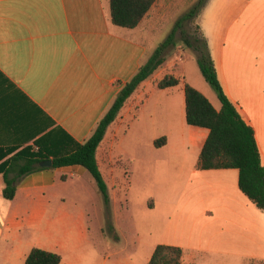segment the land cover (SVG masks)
<instances>
[{
	"label": "crops",
	"instance_id": "1",
	"mask_svg": "<svg viewBox=\"0 0 264 264\" xmlns=\"http://www.w3.org/2000/svg\"><path fill=\"white\" fill-rule=\"evenodd\" d=\"M196 22L225 95L254 131L264 165V61L256 67L261 55L254 54L255 47L264 50V37L257 30L264 32V0H208ZM151 53L140 25L127 29L112 24L108 0H0V151L15 149L0 163L25 147L36 151L34 142L50 131L68 146L70 140L81 144ZM253 56V74L246 81L241 65ZM148 78L126 100L96 150L106 185L118 179L117 140L144 106L148 115L168 123L156 137H165L166 144L171 137H183L188 148L198 151L197 159L208 135L207 129L186 124L181 88L183 100L180 96L176 106L173 94L180 84L161 89L164 97L151 100L154 87ZM181 79L187 83L182 73ZM187 84L207 96L205 85ZM211 104L220 108L219 101ZM174 114L180 120L178 133ZM40 163L17 179L11 200L2 196L0 174V264H24L32 248L56 253L60 264H66L61 254L72 247L71 241L88 239L86 211L77 206L75 212L68 211L64 192L69 180H80L88 172L77 164L52 168ZM240 207L253 212L252 220L264 227V211L249 208L247 201H237L239 214ZM259 253L251 259L259 261Z\"/></svg>",
	"mask_w": 264,
	"mask_h": 264
},
{
	"label": "rangeland",
	"instance_id": "2",
	"mask_svg": "<svg viewBox=\"0 0 264 264\" xmlns=\"http://www.w3.org/2000/svg\"><path fill=\"white\" fill-rule=\"evenodd\" d=\"M196 2L156 1L139 24L151 52ZM196 23L195 17L186 21L183 29L194 35ZM257 30L264 37L261 28ZM254 50L256 56L261 55L255 65L259 67L264 61V50ZM254 62L253 56L241 65L246 81L253 74ZM181 73L187 83L205 85L206 97L213 104L218 102L215 92L204 81L193 52L181 43L166 49L164 62L148 78L149 85L154 87L151 100L164 97L163 90L156 86L158 80L174 75L180 80L177 93L173 94L178 107V99L183 95L179 89L183 91L185 83ZM146 108L117 140L115 152L121 156L116 159L118 179L113 185L107 184V208L89 174L64 185L67 210L75 212L76 206L84 209L89 229L88 239L72 240V247L61 254L66 264H148L159 244L181 247V264H264V227L258 219L252 220L255 215L250 216L253 212L246 207H240V214L236 208L237 201H247L248 207L255 209L238 188L237 170L197 169L198 151L188 148L183 137H171L168 144L156 147L154 141L163 137L156 136L168 123L160 116L148 115ZM173 121L178 133L180 120L175 114ZM110 140L111 137L108 144ZM109 181H114L113 174ZM207 211L210 214L204 215V219L202 215ZM256 252H260L259 261L250 257Z\"/></svg>",
	"mask_w": 264,
	"mask_h": 264
},
{
	"label": "trees",
	"instance_id": "3",
	"mask_svg": "<svg viewBox=\"0 0 264 264\" xmlns=\"http://www.w3.org/2000/svg\"><path fill=\"white\" fill-rule=\"evenodd\" d=\"M110 19L113 25L134 29L147 16L157 0H108ZM208 0H197L186 13L177 19L169 34L161 41L116 94L111 106L98 121L88 138L81 144L70 140L68 146L64 140L55 136L54 131L46 133L34 144L36 151L25 147L0 163V174L4 187L2 196L6 200L14 198L18 178L38 168L40 162L51 160L52 168L81 165L93 178L103 203H109L108 188L100 172L96 150L104 138L108 126L116 119L120 109L137 87L164 62L167 48L181 43L193 52L198 69L204 81L215 92L220 103L216 110L209 100L197 89L183 83L185 100V121L189 126L204 128L208 135L198 155L196 168L236 169L239 190L260 211H264V165L254 137V131L240 116L235 106L225 95L219 82L214 61L211 57L207 40L200 26L196 23L194 35L183 28L186 21L197 18ZM180 84L174 75H165L157 82L158 89L174 87ZM165 137L154 141L156 147L165 144ZM9 149L0 151V160L14 152ZM183 250L180 247L159 244L154 248L148 264H181ZM60 255L39 248H32L24 264H60Z\"/></svg>",
	"mask_w": 264,
	"mask_h": 264
},
{
	"label": "water",
	"instance_id": "4",
	"mask_svg": "<svg viewBox=\"0 0 264 264\" xmlns=\"http://www.w3.org/2000/svg\"><path fill=\"white\" fill-rule=\"evenodd\" d=\"M40 165L42 166H51V161L50 160H46L40 163Z\"/></svg>",
	"mask_w": 264,
	"mask_h": 264
}]
</instances>
